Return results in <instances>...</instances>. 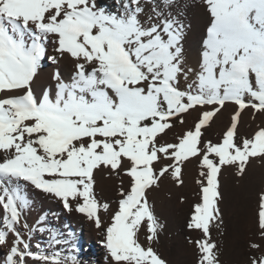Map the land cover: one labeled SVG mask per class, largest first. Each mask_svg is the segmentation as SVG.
Wrapping results in <instances>:
<instances>
[{"label": "snow or ice", "instance_id": "6c2138e0", "mask_svg": "<svg viewBox=\"0 0 264 264\" xmlns=\"http://www.w3.org/2000/svg\"><path fill=\"white\" fill-rule=\"evenodd\" d=\"M201 3L209 15L197 72L201 81L210 88L233 86L225 91L253 87L264 91V0ZM177 4L178 0H0V78L21 81L0 98L30 92L40 109L48 111L71 89L87 92L96 101L89 105L81 95L85 108L110 107L107 89L124 102L126 65L141 75L147 73V80H186L196 69L185 66L187 31ZM73 43L81 46L80 54L72 53ZM66 55L78 62L70 76L59 68ZM45 72L54 83L38 90L36 82ZM147 80L129 77L127 83ZM97 84L106 87L99 89ZM4 159L0 153V165ZM25 164L0 167V264H83L74 233L57 227L54 221L60 217L43 209L33 217L37 205L26 193L31 190L58 202L62 213L90 216L84 199L54 180L58 173H35L30 167L25 170ZM37 234L43 240H37ZM106 250L115 255L111 242Z\"/></svg>", "mask_w": 264, "mask_h": 264}, {"label": "rangeland", "instance_id": "374dc122", "mask_svg": "<svg viewBox=\"0 0 264 264\" xmlns=\"http://www.w3.org/2000/svg\"><path fill=\"white\" fill-rule=\"evenodd\" d=\"M176 11L181 13V18L186 26V40H192L194 37L199 38V34L205 36L209 15L202 6L201 0H178ZM252 16H255V10L251 13L250 20ZM129 71L126 74L127 78L130 77L133 81L147 80V73L132 77L134 71ZM251 78L253 81L255 80V77ZM147 81L143 84L132 83L131 86L135 89L145 87L144 90L148 95L146 101L148 102L130 106L110 102V107L104 106L97 111L93 109L80 115L63 112L58 115L59 128L57 129L59 131L53 130L54 123L44 117L46 115L41 109L21 116L19 113L11 115L0 112V119L3 118L12 125L11 130L8 131L7 140H0V153H10L14 141L22 142L16 137L18 134L25 133L27 122H32L30 120L32 117L35 121L39 119L40 125L48 133L85 132V135L82 136L84 140L82 138L75 139L73 143H69L70 149L66 152H73L76 157L84 158L93 151L102 155L106 153L107 155L101 156L97 162L99 175L92 174L88 178L86 171H80L82 168L86 169L88 165L75 159L70 163V167L78 170L60 181L70 190L73 189V192H88L90 196H94L100 201L99 204H106L112 200L106 190H112L114 182L115 188L125 182L126 178L122 181L116 178L120 167L125 166L127 169L130 167L120 164V166L116 165L109 169L106 162L113 154L155 155L156 161L151 166L152 172L157 169L158 174L155 180L147 185V188L153 186L150 197L146 191L141 205L134 209L136 214L139 212L142 214L139 219L135 220L127 235L129 238H137L148 219L157 224L171 211H174L176 215L178 199L182 192L192 193L196 187L201 189L204 196L209 194L215 198L216 209L213 211L209 209L210 211L203 212L205 215H199V217H208L209 223L223 217L224 214L226 215V211L221 212L218 203L222 198L228 197L231 200L230 210L233 213L242 210L243 200L247 198L249 203H245L250 206L249 215L262 217L259 208L264 204V91L255 87L230 91L231 97L235 98L243 107L240 111L233 106L226 108L227 117L222 120V123L224 140L226 138L227 140L221 142L219 140L220 132L217 129L219 127L218 125L214 126L217 122L213 120L221 117L223 103L214 111V114L209 112L210 115H207L206 113L212 102H220L216 88L208 87L207 83L202 82L196 73L191 77L187 75L186 80L181 78L177 81L175 78H171L159 81L157 78L153 84L149 83L152 80ZM20 83L21 81L15 80L13 86L18 87ZM167 85H169V93L165 89ZM222 87L227 89L233 86L222 84ZM226 94L227 92H225ZM188 111H190L189 115ZM147 116H152V123L141 127L130 128L131 125L125 123L127 120L135 121ZM192 119L197 121L195 123L200 124L194 135L190 134L180 138L182 135L179 136L177 131L171 132L173 127H180L184 121L191 123ZM210 119L213 120L209 124ZM212 123L213 125H211ZM192 126L193 132L194 124ZM205 128L206 132L202 133ZM95 137L97 139L93 140ZM233 137H235L234 141ZM157 154L158 156H156ZM126 160L130 161L131 158L121 156L118 159V161ZM90 169L94 173L96 165H91ZM145 170V164H142L137 172L144 173ZM105 183L108 188L103 187ZM126 186H128V182ZM78 197L87 199L85 195ZM48 207L50 208L47 213L52 215L54 207L52 205H48ZM131 221L130 216L126 224H130ZM62 222L63 220L61 222L54 221L57 227L67 231ZM36 239L43 240V237L37 234ZM102 242L107 246L108 242L106 243L104 240ZM202 245V251L206 250L207 253L215 252L218 247L214 240L203 242ZM145 247L143 245L141 249ZM253 262V258L248 257L245 264H254ZM221 264L236 263L232 259H225Z\"/></svg>", "mask_w": 264, "mask_h": 264}, {"label": "bare ground", "instance_id": "6f19581e", "mask_svg": "<svg viewBox=\"0 0 264 264\" xmlns=\"http://www.w3.org/2000/svg\"><path fill=\"white\" fill-rule=\"evenodd\" d=\"M199 35V38L194 37L192 40L187 39L184 44L185 66L196 69V72L187 74L190 75V77L192 74L196 73L197 75V72H199L201 46L205 37L202 34ZM70 47L73 54L78 55L82 51L81 46L75 43ZM77 63L76 60L66 55L60 62L59 68L66 75L70 76V74L76 70ZM129 70H131V72L134 71L132 77L139 74L138 71L136 69L134 70L131 66L126 65L123 69L126 74L130 72ZM156 81L157 78L149 81V83L153 84ZM14 82L15 80L11 78H0V96L3 95L5 89L18 88L13 86ZM53 83L54 82L49 80V73L45 72L41 74L39 81L36 82V87L39 90L41 87H51ZM61 83H63V81H61ZM226 86L228 85L226 84ZM96 87L104 89L106 86L97 84ZM121 87L122 89H127V91L123 92L125 98L124 102L121 103L120 97L113 92L112 89H107L110 102H115L118 105L126 104L130 106L145 102L148 99L145 90L140 91V89H135L127 83V76ZM168 87L169 85L165 87L167 93H169ZM225 92H227L226 95ZM216 93L220 102H212L209 111L206 113L207 115H210V113L214 114V111L222 106L221 104L223 103L224 106L221 117L217 120L210 119L209 124L212 120L217 122L214 126L217 127L218 125L219 128L217 129L220 132L219 140L224 142L227 138L224 140L222 120L227 117L226 108L233 106L240 111L243 106L241 107L235 98L231 97L232 94L230 91H225L222 84L216 88ZM47 95L48 93H45V96ZM81 95L86 98L88 104L92 105L96 103L94 99L89 97L87 92H73L71 89H68L61 102L54 109L48 111L43 110L46 115L44 117L50 120L51 123H54L52 127L54 131L59 128L57 121L58 115L61 113L72 112L75 115H80L93 110L92 108H85L81 105L79 99ZM71 96H74L75 99H71ZM130 98H134L135 102H129ZM226 98L227 100H225ZM65 102L68 103L69 107H65ZM100 108L101 107L95 108V110L97 111ZM36 109H40V105L35 102L30 92L25 93L23 96L9 94L0 98V112L2 113L11 115L19 113V116H21L25 113L31 114L35 112ZM189 113L190 111L187 112L188 115ZM16 119L18 120V118H15V120ZM195 119H192L190 121L191 123L184 121L180 127H173L171 132L177 131L179 136L182 135L180 138L190 134L194 135L200 125L195 123L197 122ZM30 120H32V122H27L25 133L18 134V137H16V139L22 142H13L11 152L4 154L5 159L3 165H0V167L5 169L14 168L22 162H26L25 170L30 167L35 173H58L59 175L54 176L53 179L60 181L64 177L73 175L75 171L78 170L70 167V163L78 159L88 165L86 169H80V171H86L88 178L92 174H95V176L99 175L97 162L101 156L107 155L106 153L102 155L93 151L84 158L76 157L73 152H66L70 149L69 143H73L75 139L82 138L85 132L75 131L70 134L48 133V131L40 125L39 119L35 121L32 117ZM193 124L195 128L192 132ZM211 125H213V123ZM11 128L12 125L9 121L3 118L0 119L1 141L7 140V134ZM57 131L59 130L57 129ZM205 132L206 128L202 130V133ZM94 139L97 138L95 137L93 140ZM232 140L234 141L235 137H233ZM121 156L131 158V160L118 161ZM156 156H158V154ZM155 161V155H141L139 153L113 154L106 162L109 169H112L113 166L116 165L120 166V164L129 165L130 167L127 169L124 166L122 168L120 167L118 170L116 178L120 181L126 178L125 182L122 183V185H118L117 188H115L116 185L114 182L113 189L106 190L108 195L112 198V200L106 204H99L100 201H98L96 197L90 196L88 192H73V189H69L77 196H87V199L84 200L83 207L86 213H90V216L77 213H62L58 202L45 200L39 194L29 190L26 194L32 196L37 205L36 209L31 212V215L35 217L39 214L40 209L47 212L50 208L48 205H52L54 207L52 216H59V222L63 220L62 223L65 225L66 230L74 233L73 238L76 239L79 244V256L83 264H106V258L107 264H221L225 259H232L236 264H245L248 257L253 258L254 264H264V204L259 208L262 217H258L257 215H249L250 206L247 198L243 200L242 210L236 213L230 210L231 200L229 197L225 199L220 198L221 200L218 203L219 208L222 210L221 212H223V210L226 211L227 217H224L226 215L223 213V217L209 223L208 217H199V215H205L203 212L210 211L209 209H211V211L216 209L217 205L215 204V198L209 194L204 196L201 189L198 187H196L195 191H192V193L182 192V195H180L181 197L178 199L176 215L174 211H171L172 213L170 212L166 217H163V220L157 224H155L153 220L148 219L144 223L143 230L137 238L127 237L135 220L139 219L142 214L141 212L136 214L134 209L141 205L142 198L146 191L150 197L153 186L147 188V185L155 180L158 174L157 169L155 172H152L151 165L155 163ZM142 164H145L146 170L144 173H138L137 170L141 168ZM91 165H96L94 173L90 169ZM100 171H102V169H100ZM127 182L128 186H126ZM103 187L108 188V185L105 183ZM255 210L257 211V209ZM211 214H213V212H211ZM2 216L3 209L0 208V219H2ZM130 216L132 221L130 224H126ZM103 240L106 241V243L108 242L107 246L109 242H111V252L115 253V255H111L107 252V246L102 242ZM212 240L217 242V250L207 253L204 248L205 252L202 251L203 242ZM143 245L146 247L141 249Z\"/></svg>", "mask_w": 264, "mask_h": 264}, {"label": "trees", "instance_id": "16d2710c", "mask_svg": "<svg viewBox=\"0 0 264 264\" xmlns=\"http://www.w3.org/2000/svg\"><path fill=\"white\" fill-rule=\"evenodd\" d=\"M151 118H152V116L141 117V118H139V119H137L135 121H133V120H127V121H125V123L128 124V125L130 124L131 125L130 128H134V126L141 127L143 125L152 123V120L153 119H151Z\"/></svg>", "mask_w": 264, "mask_h": 264}]
</instances>
